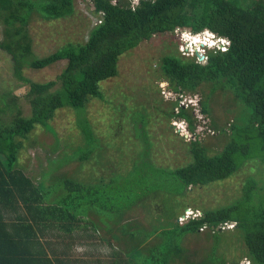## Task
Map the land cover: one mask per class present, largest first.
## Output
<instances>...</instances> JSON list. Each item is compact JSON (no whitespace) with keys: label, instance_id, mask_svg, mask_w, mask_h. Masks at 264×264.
<instances>
[{"label":"trees","instance_id":"trees-1","mask_svg":"<svg viewBox=\"0 0 264 264\" xmlns=\"http://www.w3.org/2000/svg\"><path fill=\"white\" fill-rule=\"evenodd\" d=\"M89 1L97 22L87 39L38 57L32 20L37 15L65 18L75 12V0H0V49L10 56L16 80L27 87L24 94H0V264H227L225 255L218 254V243L224 231L233 229L239 234L234 246L242 244L250 264H264V191L255 185H247L244 200L203 207L201 217L185 224L178 223L174 212L179 198L193 187L223 182L249 160L264 163L259 156L264 152V0H139L136 6L132 0ZM180 29L212 32L227 38L230 47L206 51L205 62L179 52L165 54L158 77L178 97L195 95L205 85L211 86L210 93L231 89L245 104L247 119L231 125L220 152L210 154L212 149L195 137L189 145L191 159L165 167L150 156L154 144L147 113L134 111L128 120H133L144 149L122 171L107 169L114 162L122 166L125 154L120 150L118 158L111 155L113 138L101 142L88 117L90 104L106 101L103 83L119 75L123 53ZM62 61L66 66L55 80L36 82L24 74L27 68L40 70ZM173 104L178 108L173 118L185 121L196 136L200 120L195 108ZM199 106L202 115L210 114L208 101L201 99ZM106 108L109 112L110 106ZM61 109L74 111L80 133L64 141L68 152L57 168L76 159L80 166L93 163L104 170L98 176L90 172L86 179L67 171L54 174L49 185L36 184L20 158L38 124L60 143L49 122ZM201 232L213 243L206 257L195 262L183 243L185 236ZM98 241L110 247L104 258L94 255V248L102 246H96ZM75 246L90 251L78 257L72 252Z\"/></svg>","mask_w":264,"mask_h":264},{"label":"rangeland","instance_id":"rangeland-1","mask_svg":"<svg viewBox=\"0 0 264 264\" xmlns=\"http://www.w3.org/2000/svg\"><path fill=\"white\" fill-rule=\"evenodd\" d=\"M131 2L137 4L139 0ZM96 18L94 5L89 0H75V12L65 18L49 20L35 16L30 25L35 55L44 57L67 42H84L96 24ZM204 34L205 32L198 34L199 41H202ZM186 35L197 37V35L192 36L190 29H180L173 34L155 35L150 40H145L132 50L123 53L119 60V75L103 83L106 101L93 100L90 104L88 117L94 126V131L102 139L101 142L104 144L107 140L110 139L108 142H111L114 139L115 146L111 155L118 158L120 150L125 154L122 166L121 163L118 166L117 162H114L113 166L110 168L108 165L107 169L118 168L122 171V168H127L132 160H137L144 149L143 141L136 137V126L133 120H128L131 119L134 111H136L134 114L139 116H145L147 113V119L151 125L150 138L154 144L150 156L157 165L165 167L181 166L187 163L191 159L189 145L195 137L212 149L210 154L220 152L229 141L231 125H243V120L249 115L244 110L245 104L235 97L231 89L210 93L211 86L205 85L195 95L178 97L169 89L168 84L158 77V64L165 54L179 52L183 56L195 55L196 46L192 39L185 38ZM2 39L3 24L0 20V42ZM199 41L198 43H201ZM197 49L204 58L196 57L200 62H205L204 54L206 53H203L202 46ZM65 66L66 61H62L40 70L27 68L24 74L36 82H47L55 80ZM8 91L24 94L27 87H22L21 82L16 80L10 56L0 49V94ZM201 99L208 101L209 115L201 114V106H199ZM107 102L109 103L106 104ZM175 102L179 105L183 104L184 107L196 108V117L201 120L197 123L195 137L183 120L173 118V114L178 113V108L174 109ZM106 106H110L109 112ZM25 114H29L27 108H25ZM75 120L74 111L61 109L49 122L58 138L61 139L60 143L56 142V136L47 131L44 126L38 124L32 131L30 145L27 151L22 153L20 163L25 166L27 174L36 184L42 182L44 185H49L54 174L59 175L67 171H75L77 176L86 179L90 172L98 176L104 170L101 168L102 171H98V166L95 167L93 163L80 166L76 159L57 168L58 164L64 160V153L68 152L64 141L80 133L74 125ZM252 154L257 153L252 152ZM259 156L264 159V152ZM249 183L263 193L264 163L260 159L249 160L232 177L223 182H217L208 187H193L187 196L179 198L178 207L171 213L174 211L178 215L177 220L180 224L185 223L187 221H184L182 217L184 214L193 212L195 215H200L203 207L216 208L227 203L231 204L238 199L244 200ZM171 219L173 221L174 217ZM229 226L233 227L232 224ZM222 235L224 237L222 242L218 243L220 247L218 254L225 255L227 264H250L251 260L242 255L244 247L241 241V245L234 246L239 236L238 231L226 230ZM185 237L183 246L187 250V256L190 255L191 259L195 258V262L203 260L202 257H206L205 255L212 248L213 238L206 237L204 232ZM97 245L102 246L94 248V255L104 258L110 247H105L107 245L104 246L99 241ZM87 251H90L89 247L82 246H75L72 250L78 257Z\"/></svg>","mask_w":264,"mask_h":264},{"label":"clouds","instance_id":"clouds-1","mask_svg":"<svg viewBox=\"0 0 264 264\" xmlns=\"http://www.w3.org/2000/svg\"><path fill=\"white\" fill-rule=\"evenodd\" d=\"M138 4V3H137ZM137 4H134V3H132V5L133 6H136ZM204 33V32H203ZM202 34V33H201ZM197 35V37H195V38H192V37H188L187 35L185 36V38H187V39H193L194 41H193V44L197 47V48H199L200 46H202V48H203V53H205L206 51H208V50H214V51H222V52H225V51H227L228 49H229V47H230V41L227 39V38H225V37H221V36H218V35H216V34H214V33H212V32H209V31H205V34L203 35V39H202V41H199V42H201V43H198V42H195V40H199L200 39V37H198V34H192V36H196ZM211 43V44H210ZM194 53H195V55L194 56H198V54L197 53H199L198 52V49L196 50L195 49V51H194ZM199 54H201V53H199ZM201 56H202V54H201ZM198 57H200V56H198ZM191 104V103H190ZM196 109V108H195ZM199 118V117H198ZM203 119V118H202ZM199 120H201V118H199ZM185 122V121H184ZM186 123V122H185ZM187 124V123H186ZM193 137H195L194 135H193ZM201 215L202 214H200V215H195L193 212H191V214L189 213L188 215L187 214H184L182 217H184V221L186 220L187 222L189 221V220H192V219H195V218H199V217H201ZM178 221V220H177ZM179 223V222H178ZM186 223V222H185ZM185 223H179L180 225H182V224H185ZM233 225V224H232ZM228 227L229 228H234L235 226L233 225V227H230L229 225H228Z\"/></svg>","mask_w":264,"mask_h":264},{"label":"water","instance_id":"water-1","mask_svg":"<svg viewBox=\"0 0 264 264\" xmlns=\"http://www.w3.org/2000/svg\"><path fill=\"white\" fill-rule=\"evenodd\" d=\"M197 47H195V49H196ZM198 54V56H200V58L201 59H203L204 57L203 56H201V54H199V53H197Z\"/></svg>","mask_w":264,"mask_h":264},{"label":"bare ground","instance_id":"bare-ground-1","mask_svg":"<svg viewBox=\"0 0 264 264\" xmlns=\"http://www.w3.org/2000/svg\"><path fill=\"white\" fill-rule=\"evenodd\" d=\"M101 22V21H100ZM100 24V23H99ZM193 38V37H192ZM200 40V39H199ZM199 40H195V42H198ZM192 41H194L193 39H192ZM190 42V41H189Z\"/></svg>","mask_w":264,"mask_h":264},{"label":"built area","instance_id":"built-area-1","mask_svg":"<svg viewBox=\"0 0 264 264\" xmlns=\"http://www.w3.org/2000/svg\"><path fill=\"white\" fill-rule=\"evenodd\" d=\"M183 105V104H182Z\"/></svg>","mask_w":264,"mask_h":264}]
</instances>
